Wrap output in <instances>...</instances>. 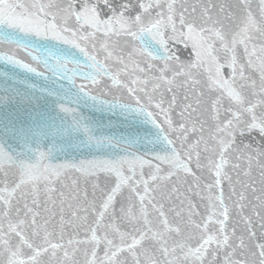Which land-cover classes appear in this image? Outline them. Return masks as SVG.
<instances>
[{
	"label": "snow or ice",
	"instance_id": "snow-or-ice-1",
	"mask_svg": "<svg viewBox=\"0 0 264 264\" xmlns=\"http://www.w3.org/2000/svg\"><path fill=\"white\" fill-rule=\"evenodd\" d=\"M0 264H264V0H0Z\"/></svg>",
	"mask_w": 264,
	"mask_h": 264
}]
</instances>
